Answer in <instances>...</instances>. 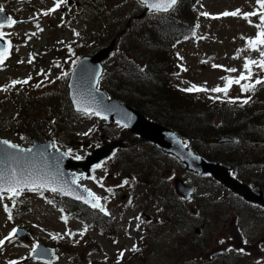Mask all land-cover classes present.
<instances>
[{"label": "rangeland", "instance_id": "374dc122", "mask_svg": "<svg viewBox=\"0 0 264 264\" xmlns=\"http://www.w3.org/2000/svg\"><path fill=\"white\" fill-rule=\"evenodd\" d=\"M54 2L55 0H33L30 3H26V0H0V5H3L6 11L14 13L19 18L33 15L40 19L39 24L42 22L47 24L44 31H35V26L27 23L12 29L14 46L10 56L7 55L4 63L0 65V105L8 103L2 111L0 136L20 145H28L31 141L30 137L45 141L53 136L58 140L56 148L64 151L72 149L73 156L82 157L95 147H104L106 142L112 139L120 140L126 143V149L139 150L150 159L143 170V173L148 176L142 181H137L130 175L127 177L129 183L118 187L122 185V179L127 172L134 167L129 166L126 159V157L131 158L130 153H125L126 157L121 160H111L110 170L102 171L107 166L104 164L101 169L93 172L103 187L92 179L87 182L88 186L100 196L104 193L107 201L111 199L112 194L117 195L111 204L115 211L114 220L109 227L92 219L87 220L86 225L83 226L79 219L81 211L76 209H65L67 214L63 215L54 205L60 200H57L55 196L45 198L38 193L25 191L16 198L15 206L11 200L5 198L0 201V239L16 227L25 228L28 236H16L0 246V264H8L15 258H19L17 264H194L193 262L200 261L209 264L208 262L212 261L213 256L218 253L220 257L218 264H257L258 259L260 264H264V220L258 225L253 219L254 213L242 207L240 202L235 205V200L232 203L230 199H227L226 196H233L228 195L220 184L211 178L193 176L186 172L173 158L159 155L156 149H151L147 144L137 143L135 141L137 137L134 134H128L127 130L118 124L105 123L104 120L100 121L94 117L77 118L73 115L69 116L70 119L61 118L59 122L58 117L53 119L58 113L60 103L58 92L66 85L67 77L65 76L73 65L74 56L85 54L92 47L97 48L103 45L101 34L98 39L99 36L95 33L98 30L95 24L100 25L101 20L109 22L106 16H102L101 20L100 17L89 14L85 16L88 11L87 7L83 6V16L75 18L69 29L61 27L59 25L62 22L60 19L62 5L58 9V29H56L55 24L50 25V22L54 20L55 12L49 15L42 14L45 8L53 7ZM100 3L101 1L98 3L92 1L94 6ZM119 3L123 7L121 14L126 17V0H115L113 3L108 1L106 6L109 13L120 11L115 6ZM256 7H258L256 0H198L192 11L198 22L195 37L193 33H189L185 39L177 40L172 49L173 58H171L172 62L167 75L171 86L177 92L190 98H197L202 105L216 108L224 114L232 112L234 106H241L242 104L237 102H241L243 98H252V92L243 94L239 85L236 84L230 87L227 95L211 91L189 93L182 89L191 85L206 89L223 87L225 81L222 78L237 77L245 57L253 59L259 57L257 51L246 48V40L253 38L257 32L255 24L258 22V17H250L252 23H249L242 15L237 17L219 15L236 9H240L241 13L251 12ZM129 10L133 11V9ZM140 11L141 9L130 14H138ZM202 12L210 15L203 16ZM5 32L8 33V31ZM32 33L35 35H32L28 46L19 43L21 38ZM76 33L80 35L75 36ZM56 35L58 40L69 39L70 47H75L80 42L81 44H77V52L73 48L65 50L61 45L57 47ZM28 49L35 57L31 63H28L30 58L26 61ZM17 57L24 59L16 60ZM214 64L222 67L214 68ZM232 68L237 71H227ZM252 72L253 81L264 75V71L255 66ZM29 76L31 79L22 88L11 86L9 92L1 88L8 79L24 80V77L27 79ZM46 82L48 85L41 87ZM38 84L39 87L36 86ZM5 94L12 97L6 98ZM217 96L220 99L213 98ZM233 97H239L240 100L230 102V98ZM139 100L137 97L130 103L134 105ZM6 116H11V124L4 121ZM226 119L231 121L234 117L230 113ZM19 122L26 123L29 127L28 131L33 133L29 134L27 141L20 140L21 133L24 131L21 132ZM159 122L164 124L163 120ZM61 127H64V130H58ZM84 133L88 135H83ZM245 144L249 145L247 139H241L234 148H219L214 146L210 139L197 142L198 149L209 157L233 153L235 159L242 158V151L248 147ZM240 147H244L241 152ZM121 167L122 169H119ZM246 168L248 170L246 176L259 180L264 187V146H260L249 164L240 170L243 171ZM116 170L121 173L118 172L115 177ZM154 171L155 176L151 175ZM242 176H245V171L242 172ZM138 177L141 179L144 176ZM176 177H181L195 185L196 193L193 195L192 202L198 204L197 209L201 212L192 214H201L205 224L198 221L191 224L189 220L200 217L188 216L185 224L181 222L177 226L176 222L182 218L178 213H172L168 220L164 219L163 215L169 210V201L166 200L169 198L177 200L173 189L170 193L167 188L165 178L172 182ZM100 178L103 179L100 180ZM109 187L113 189L111 193L106 190ZM123 193L130 195L126 199L125 196L121 197ZM130 200L131 203H129ZM4 204L9 206L12 219H8L9 213L5 212ZM188 206L192 207V205ZM233 206L237 207L235 212L238 211V225L234 223L235 214L222 217L225 214L223 211ZM140 211L153 216L157 215L156 220L154 222L145 220L139 215ZM184 214L187 215L185 209ZM137 217L140 219L137 220ZM195 228H198L197 233L194 232ZM68 232L73 235H67ZM53 235L58 238L53 239ZM37 241L57 246L58 259L51 262L28 261L26 257L31 252V246ZM173 241H176L175 248L170 245ZM134 243L139 245L136 251H133L131 246ZM122 247L126 248V253L120 263H115V258H118ZM240 249H243V252L239 251ZM226 256L229 257L225 258Z\"/></svg>", "mask_w": 264, "mask_h": 264}, {"label": "trees", "instance_id": "16d2710c", "mask_svg": "<svg viewBox=\"0 0 264 264\" xmlns=\"http://www.w3.org/2000/svg\"><path fill=\"white\" fill-rule=\"evenodd\" d=\"M92 1L98 3L101 0H88L92 12L103 5L102 1L100 5L94 6ZM109 2L113 3L114 0H109ZM191 3L192 0H178L170 11L151 13L142 19H137L136 14H130V12L138 11L141 8L140 3L135 0H126L127 17H123L119 11H111L109 13L110 23L106 24L103 21L100 25L102 42L107 44L111 40H115L113 51L106 61L99 82L100 88L105 90L110 97L120 98L130 105H132L130 102H134V99L139 97V102L132 106L154 120H163L167 127L189 142L202 141L206 138L213 140L228 133L236 138L249 140V144L259 143L264 146V140L256 141L258 139L257 130L263 131L264 129L262 126L264 122V85L256 86L255 91H252L253 96L249 103L237 102L242 105L234 106L232 112L225 114L211 106L202 105L197 98L185 96L171 86L167 75L172 62L171 58H173L172 49L176 40L186 34L196 21ZM115 6L118 10L120 9V3ZM129 9H133V11ZM106 25L110 28L108 27V29ZM5 84L9 83L5 82ZM47 85L48 82L41 87ZM9 96L5 94L6 98ZM58 97L60 103L58 113L53 117L54 120L56 117H58V122L61 118L70 119L71 115L77 118L88 117L72 110L65 86L58 92ZM5 106L7 107L8 103L0 105V113L5 109ZM230 113L234 117L231 121L226 119ZM4 119L11 124V116H6ZM19 128L28 137L30 132L26 123L19 122ZM61 129L64 130V127L59 130ZM129 153L130 159L125 156V152L121 157H126L127 161L134 166L132 168L134 174L145 176L143 170L145 165L149 164L150 159L139 150H131ZM241 156L242 158L239 159L231 157L230 154L223 158L218 156L213 158L224 165H242L249 163L254 154L243 151ZM66 204L69 205V203ZM169 205L170 210L176 211L182 216V219L188 218L183 212L174 210L170 202ZM179 208L183 209L182 206ZM96 218L98 222L108 220L100 215H96Z\"/></svg>", "mask_w": 264, "mask_h": 264}, {"label": "snow or ice", "instance_id": "6c2138e0", "mask_svg": "<svg viewBox=\"0 0 264 264\" xmlns=\"http://www.w3.org/2000/svg\"><path fill=\"white\" fill-rule=\"evenodd\" d=\"M178 0H139V3L146 6L150 11L152 12H167L170 9H172L176 4ZM67 3V0H55L53 7L48 8L46 11H44L43 15H49L53 12H55L57 9H59L62 5ZM256 5L258 7L254 8L251 12H244L241 13L240 9H236L234 11H225L223 13H220V16H243L244 19L248 20L249 23H252V21L249 19L250 17H258V23L255 24V27L257 28V32L253 38H248L246 40V48L251 51H257L259 53V57L256 59H253L251 57H245L242 69L239 72V75L235 78L231 77H223L222 79L225 81L223 84V87L216 86L212 89H206L204 87H200L197 85H191L185 89H182V91L185 92H201V91H211L213 93H223L227 95L230 87L233 84L239 85L241 92H250L255 91L257 85H264V77H257L254 81L252 80L253 72L252 68L253 66L258 67L261 71H264V0H256ZM4 12L3 5H0V13ZM201 15L203 16H209L210 14L207 12H202ZM34 17L30 18L33 19ZM216 18V17H214ZM18 21L15 20L12 16H7L4 20H0V40H3L8 33L4 32L3 29L5 27H12L15 24H17ZM37 30L42 31V29L39 28V25H37ZM78 35V33H76ZM31 35H35V33H32ZM11 47L10 41H6L3 47H0V65L4 63V61L7 58V54L9 52V49ZM29 63H31V58L29 59ZM75 63V61H73ZM214 68L222 67L221 65H213ZM228 72H236L237 69H227ZM101 78V73L99 70H95L93 73V79L94 83L91 84V88L86 92L77 95L74 98V103L76 105L77 111L82 112L84 115L87 116H97L102 117L104 119H107V116L104 115V112L106 109H103L98 103L95 102V98L92 96L93 91L98 92V83ZM31 79V76H29L27 79L24 80H12L10 82V85L6 87L15 86L17 84H27L28 81ZM39 87L40 85H36ZM86 97L90 99H86ZM214 99H220L219 96L213 97ZM236 100H240V98H230V102H235ZM250 102V97H245L241 100L242 104H247ZM117 123H121V121H118ZM123 127H128L127 123L122 124ZM91 131V130H89ZM83 135H88V133H84ZM0 145H5L7 149H15L19 152H32V149H20L18 145L11 143L8 140H0ZM49 147L56 148L55 142H52ZM185 147H187V144L185 142ZM57 152H59V149H56ZM73 150L68 149L67 151H64L61 153L63 157H69L72 156ZM190 154V153H189ZM41 155H43L41 153ZM75 160H81L83 159L80 155L72 156ZM6 163V166H4ZM94 169H99L103 167V162L97 163L94 166ZM63 173H60L58 170L53 172L50 170H47L45 167L38 168L36 164L33 162L26 160L23 157L14 155L12 153L5 152V158L3 161H0V201H3L6 197L12 201L13 206H15L16 198L20 196L21 192L24 190H31L33 192L40 191L42 189L50 190L53 193H64L66 195H71L72 191L67 189L64 184L61 183L59 180V177L62 176ZM81 177L73 176L71 180V184L75 185L77 183V180ZM88 179L96 180L97 178L95 176H89ZM103 178H100L102 180ZM100 181H98L99 183ZM129 181L125 179L122 182L123 184H128ZM101 187H103V184L101 183ZM109 193L113 191L112 188L106 189ZM87 192V196L77 195L76 199L84 200L85 203L90 204L92 208L99 209L100 211H104V208L101 204V197L97 196L95 193H93L91 190L85 189ZM51 202V201H50ZM131 203V200L129 201ZM5 212H8V219H12L10 208L7 204L3 205ZM62 219H65V217H61ZM137 220L140 218L137 217ZM18 232L17 229L13 228L7 236L0 239V246H3L6 241H11L17 236ZM67 235L71 236L73 233L68 232ZM81 235H83V232H81ZM53 239L58 238L57 236L53 235ZM246 242V241H245ZM223 243V241H221ZM38 250V245L33 244L31 246V252L35 254ZM138 249L133 246V251H136ZM239 251L243 252V249H240ZM120 256H123V252L120 253ZM8 264H17L16 261H9ZM257 264H260L258 261Z\"/></svg>", "mask_w": 264, "mask_h": 264}, {"label": "water", "instance_id": "95a60500", "mask_svg": "<svg viewBox=\"0 0 264 264\" xmlns=\"http://www.w3.org/2000/svg\"><path fill=\"white\" fill-rule=\"evenodd\" d=\"M146 10L150 11L147 7ZM3 14L4 15L1 16H4L5 19L8 15L5 12H3ZM1 46H3L2 43ZM112 47L113 41L110 42V44H108L106 47L99 49L92 56H84L76 61L74 67L70 72L67 84L68 96L75 111H77V108L74 103V98L79 94L86 93L91 88V84L95 82L93 79L94 71L99 70L101 73V61L108 57L110 51L112 50ZM92 96L95 98L96 103H98L103 109H106L104 115L107 116L108 120L112 122L121 121V123H127V128L130 132H135L139 134L142 138L154 142L159 149L167 153L175 154L187 165V168L189 170L197 173L209 172L221 183L229 187L232 191L242 195L246 200L264 205L262 191L259 189L258 186H255L254 188L250 189L246 185L241 184L236 180L232 179L228 175V172L224 166L220 165L216 161L204 160L192 149H187L182 143L180 137L176 135L172 130L166 128L158 122L149 121L137 109L125 104L124 102L118 99H109L107 97L106 92L101 89H98V92L93 91ZM86 99L90 98L86 97ZM0 140L5 139L0 138ZM234 140V137L224 135L218 138L216 141L217 143H226L233 142ZM33 142L34 143L29 148L19 147L20 149L25 150L32 149L31 153L19 152L15 149H7L5 145H0V161L4 160L5 152H7L23 157L26 160L33 162L37 165L38 168L45 167L47 170L53 172L58 170L60 173H63V176H60L59 180L62 184L67 187V189L71 191L74 189L81 190V188L77 184H71L73 176H78V174L72 171L69 172L67 169L68 167L72 169L83 170L86 173L84 174L85 176L88 174V171L92 166H94L101 158L107 156L110 153L113 147L120 145V142L113 141L111 144H107L105 147L94 150L91 155L85 158V160L74 161L68 157H63L61 155L62 151L48 152L47 148L49 143H36L35 140ZM41 153L43 155H40ZM4 166H6V163ZM180 182V180L175 181L176 190L179 194H181L185 198H188L192 191V187L185 186L182 182ZM82 191L86 192L85 190ZM68 196H71L75 198L76 201L82 202L83 204L91 207L90 204L85 203L84 200L76 199V196H73L72 194ZM18 234H23V231L18 230ZM36 253L38 258L41 257L45 260H49V256L52 255V249L50 247L44 246L43 244H38V250ZM35 254H33L32 257H36Z\"/></svg>", "mask_w": 264, "mask_h": 264}, {"label": "flooded vegetation", "instance_id": "af4514ba", "mask_svg": "<svg viewBox=\"0 0 264 264\" xmlns=\"http://www.w3.org/2000/svg\"><path fill=\"white\" fill-rule=\"evenodd\" d=\"M27 1V3H30L32 0H26ZM83 7H79V8H77V12H78V16L80 15V16H83V13H84V11H83V9H82ZM55 25H56V29H58V13L56 14V18H55ZM54 23L53 22H50V25H54ZM56 46L58 47V36L56 35ZM57 50H58V48H57ZM195 233H197L198 232V229H195V231H194ZM175 244H176V241H173V242H171V244L170 245H172V246H174V248H175ZM188 250L190 249V247L188 246V248H187ZM190 258V257H189ZM189 261H190V259H189ZM196 263V262H195Z\"/></svg>", "mask_w": 264, "mask_h": 264}, {"label": "bare ground", "instance_id": "6f19581e", "mask_svg": "<svg viewBox=\"0 0 264 264\" xmlns=\"http://www.w3.org/2000/svg\"><path fill=\"white\" fill-rule=\"evenodd\" d=\"M18 131H20V130H18ZM21 132H23V131H21ZM21 135H26V133L25 132H23V133H21ZM241 164V163H240ZM243 165V164H242ZM180 221L181 222H184V224L186 223V221H185V219H180ZM187 224H188V222H187Z\"/></svg>", "mask_w": 264, "mask_h": 264}]
</instances>
